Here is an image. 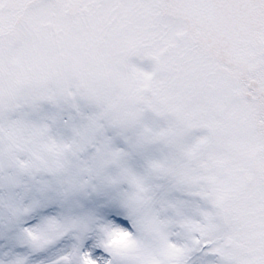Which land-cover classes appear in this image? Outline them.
<instances>
[{
  "label": "snow or ice",
  "instance_id": "1",
  "mask_svg": "<svg viewBox=\"0 0 264 264\" xmlns=\"http://www.w3.org/2000/svg\"><path fill=\"white\" fill-rule=\"evenodd\" d=\"M0 264H264V0H0Z\"/></svg>",
  "mask_w": 264,
  "mask_h": 264
}]
</instances>
